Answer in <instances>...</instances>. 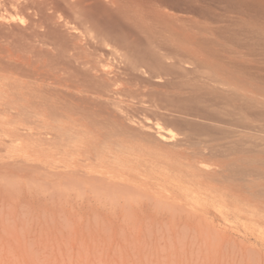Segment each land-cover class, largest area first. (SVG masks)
<instances>
[{
  "label": "rangeland",
  "instance_id": "1",
  "mask_svg": "<svg viewBox=\"0 0 264 264\" xmlns=\"http://www.w3.org/2000/svg\"><path fill=\"white\" fill-rule=\"evenodd\" d=\"M69 1L76 3L75 0H0V264H264V90L256 97L258 102L254 100L251 104L253 107L249 104V107L243 106L242 121L235 120V124L233 120L232 124L235 126L231 127V120L224 118L222 124L216 122L215 128V123H211L215 122L214 119L208 115L211 111L204 112L206 117L208 116L207 120L189 117L182 114L181 110L187 111L185 113L202 114V109L196 107L199 110L194 108L193 112L190 110L193 107L190 106L189 110H186L189 106H181V98L178 99L179 106L176 99L178 97L171 98L172 93L167 95L171 90L173 92V86L169 84L170 79L172 82L183 67L191 69L190 75L199 74L201 78L205 75L201 80L211 82L210 84L213 82L210 79L208 81V78L212 75L216 77L211 80L222 78V81L218 82L224 83L225 87L231 85L229 88H235L242 94L243 91L239 87L241 84L238 83H244L246 74H241L238 68L243 64L244 67L250 66L251 71L248 72L254 74L256 80L251 81L252 84L264 89V65L246 63V66L243 60L247 50L233 47L230 42L223 41L225 38L220 41L224 48L220 47V53L214 54L221 56L220 58L212 54V60L210 53H200V50H195L197 48H194V45H190L191 51L187 50L183 55L179 53V56L176 54L177 57L173 61L177 62V65L172 60H166L167 65L179 67L178 72L174 71L175 75L171 70L165 71V68L159 70L142 65V76L129 77L123 74L125 77L122 78H125L126 84L123 79L113 87L118 92L116 101L119 105L124 104L125 112H122L121 121L124 126L131 123L135 134H138L137 127L142 121L157 122L162 128L173 132L172 139L161 142L154 136L139 133L143 140L149 137L148 142L141 140V137H134V134L119 135L123 141L121 142L115 136L99 133V137L98 133L90 132L91 135L77 131L71 133L74 136L79 133L77 137L70 138L71 134L67 135L69 140L72 139L74 149L73 146L70 147L71 141L67 136L66 142L64 141L66 134L54 137L46 132V137H43L45 133L41 132V127L48 125L49 121L40 120L43 117L34 115L33 112L30 115L29 110L32 109L21 112L22 115L15 112L17 105H23V102L15 99L22 91L31 87L34 89L35 86L41 88L43 84L48 85V78L55 69L61 68L62 61L58 57L59 54L55 53L56 45L52 32L55 31L58 36L64 35L67 40L75 28L82 33L79 18H76L78 16L74 14L75 9L72 7L74 3ZM108 1L99 0L103 4ZM177 1L170 0L164 8L171 14L187 16L191 21L196 20L193 25H204L205 22L204 26L231 28L238 32L237 28L248 26L246 23L252 22L254 17L253 12V17L248 14L247 17L244 4L239 3V0ZM258 20L263 21L257 16ZM246 28L248 27L243 28V31ZM195 32L197 33L196 29ZM195 32L193 28L190 33L195 36ZM207 34L205 32L201 36L208 37ZM30 49L38 53L34 50L31 52ZM183 57L187 61L182 59ZM197 59L201 61L202 66ZM196 61L200 65H197ZM215 62L217 66L212 67L213 72L210 67ZM203 66L211 70L206 68V71ZM195 67L198 69L195 70ZM216 67L220 69L219 73L216 71L218 75L212 74L215 73ZM224 70L226 71L223 74ZM169 72L172 74L168 75ZM180 73L178 75H182L180 78L183 79L178 76L173 80L184 82L193 78L189 74ZM234 79H237L236 82H233ZM234 84L239 85L238 88ZM138 86L140 91L137 92ZM6 100L11 106L7 110L3 107ZM255 102L259 104L256 105ZM183 103L185 104L184 100ZM170 108L172 110L169 111ZM177 111H180L178 113L181 115ZM46 119L49 120L48 117ZM211 119L212 121H208ZM24 121L26 125H29V121L33 126L37 121L39 124L35 127L31 124L35 130L24 131L21 126L25 124ZM218 126L231 129V132L228 130L229 138L220 136ZM237 131H241L240 134H237ZM39 132L42 137L41 134L39 137ZM185 134L190 138L187 139ZM47 135L49 138L51 136L52 140L47 138ZM208 135L215 137V140ZM101 136L105 137L107 143ZM36 137H39V141ZM41 138L47 142L44 144ZM210 138L214 142H211ZM189 140L192 145L199 143L196 146L202 147L198 146L202 149L201 152L195 144V150L192 145V148L188 145L185 147L187 141L188 144L191 143ZM175 142L179 146H174ZM180 143L183 144L180 146ZM54 144L59 149L52 148ZM64 147L69 150L60 151ZM231 148H237L235 153H232L234 151ZM195 151L201 156H197ZM228 173L233 174L235 179Z\"/></svg>",
  "mask_w": 264,
  "mask_h": 264
},
{
  "label": "bare ground",
  "instance_id": "2",
  "mask_svg": "<svg viewBox=\"0 0 264 264\" xmlns=\"http://www.w3.org/2000/svg\"><path fill=\"white\" fill-rule=\"evenodd\" d=\"M86 1H89V0H77V1L75 0L76 3H74V1H73L74 4L71 1H69L73 4V6H72V4H70V5L72 7H74V9H75L74 14L78 16L76 18L77 19L79 18L78 19L79 23H80L79 27L82 29V33H80L78 28H75V30L73 29V33L70 34V39L67 40L64 38V35H62L63 36L62 37L60 35L59 36L55 35L56 34V33H54L55 31L52 32V34H54V38H53V35H52V38L55 39V45H56L55 46V51H56L55 53L59 54L58 57L62 61V63L60 61L61 68H59L57 70L55 69V72H53L52 76H50V78H48L50 80V83L48 85H46L47 83L45 82L46 86H44V84L41 82L43 84L41 86V88L38 86H35V88L32 89V87L29 86V87H31V89L30 88H28L27 90L25 89V91L24 92L22 91V93L19 92L21 94L19 95L18 98H15V99L19 100L20 102H23V105L21 107H19L17 105L18 108L15 111L17 114H20L23 111L25 113L26 110L32 109V111L29 110L30 115L33 112L34 115L38 114L40 117L41 116L43 117V118L41 117L42 119H40V120L44 121L43 119H45L46 121H49L48 125H46V126L43 125L44 127H41L42 128L41 132L43 131L45 133L43 135V137H46L45 136L46 132L51 134L52 136L54 135V137L55 136L57 137V135L61 136V135L66 134L65 137L62 136L64 141H65L66 136L71 134L72 132L84 131V134H85V132H87V134L91 132L92 134L98 133V136L101 134H105L106 136L111 135V137L115 136V137L119 138V141H121L120 140L121 137H119V135L120 136L121 135L130 136V134H134L133 136L134 137L138 136V138L141 137L140 135H150L151 137L152 136L156 137V139L161 141V142L162 141L167 142V141H170L172 139L173 132L167 128L166 129L162 128L159 125V123H157V122H154V123L149 122V121H142V123L140 122L141 124L139 125V127L136 126L138 128L137 129L138 131L136 133H138V134L141 133L140 135L135 134V132L133 133L134 128H133V125H130L131 123L127 124L128 126H124L125 124H123L121 121L122 120L121 118L123 117L122 112H125V111H123V105L124 104L119 105V103L116 101L115 96L118 94V92L116 90H114V88H113L116 85V83L119 82V80L123 81V79H124V82H125V78H122V76L123 77H125L124 75H128L129 77L130 76H132V77L142 76L141 75V69H140L142 65L146 66V67L149 66L151 68L159 69V70H161L162 68H165V71L171 70V72L174 73V71L177 70L179 67L176 68L173 65H171L170 63H169L170 65H167L168 63L167 64L165 63L166 60H172L173 61V60H175L174 58H176L179 53H182V55H183V53L184 54L187 53V50L191 51L190 45H194V48H197L195 50L196 51L200 50V53H201V51H203L204 53L206 52V54L210 53L211 56H212V54L214 56L215 53H217V55H218L221 51L219 48L220 47H221V49L224 48V44L221 45V43H220V41H222L224 38L225 39L223 41L226 43L230 42L233 45V47L235 46L238 48H245V50H247V53H244V60H243L245 62L244 64L246 66H248L246 63L264 65V0H239V3L244 4V10L246 9L245 14L251 15V13L253 12L254 17L252 16L253 15L252 14L251 16L253 17V19L251 20L252 22H250L251 26L253 24L252 27L250 26V23H246V24H248V26L246 25L245 27H248V28H246V30L244 29V31H243V28H245V27H242V29H240V27H241L240 26L239 28H237L240 30V31L238 30V32L234 31L231 28H227V29H225V28H213L214 27L213 25L212 26L211 25L210 26L209 25L204 26V25H206L205 22L203 23L204 25H196V24L193 25L195 23L194 21H196V20L191 21L190 19H187V18H189L187 16L186 17H184L183 15L177 16V15L169 13V11L168 12L166 11L167 9H165L166 8L165 4L167 2H170V0H109L105 4L100 3L99 0H98L99 3L97 2V0H92V1L90 0L91 2L90 1L86 2ZM64 2H65V0H64ZM174 3L176 4L175 1H174ZM190 3H187V4H190ZM233 3H235V2H233ZM50 5H52V4H50ZM20 6H22V5H20ZM240 6H241V4H240ZM47 8H49V7H47ZM240 11H242V10H240ZM71 12H73V11H71ZM248 15H247V17H248ZM257 16H258V19H262L263 21L262 22H260L259 20L257 21ZM208 18H210V16ZM229 18H231V17H229ZM27 19H29V18H27ZM69 19H71V18H69ZM248 20H250V19H248ZM39 21H40V19H39ZM199 22L201 24V21H199ZM242 22H244V21H242ZM34 23H35V21H34ZM228 23H231V22H228ZM221 24H220V27H222ZM223 25H225V24H223ZM237 25H239V24H237ZM244 25H245V23H244ZM33 26H35V25H33ZM226 26L227 25H225V27ZM38 27H40V26H38ZM192 27L194 28V32H195V29L197 31V33L195 32L196 33L195 36H194V33H190L193 30ZM198 30H199V32H198ZM30 31H31V29H30ZM205 32L208 33L207 34L208 37L201 36L202 33H205ZM241 32H243V33H241ZM19 33H21V30ZM69 33H68V35H69ZM49 34H50V32H49ZM241 36H243V37H241ZM38 37H35V38L38 39ZM42 39L44 41V38H42ZM39 40H41V39H39ZM225 40H227V41H225ZM37 43L38 42H36V44ZM24 44H26V43H24ZM14 45H17V44L14 43ZM30 45H35V44H30ZM8 46H10V45H8ZM20 48H22V47H20ZM42 49L43 48L41 47V50ZM53 49H54V47H53ZM226 49L229 50V48H227V46H226ZM30 50L32 52L34 49H30ZM228 50H225V52L226 51L228 52ZM34 51H35V53L36 52L38 53V51H36V50H34ZM232 51L234 52V50H232ZM3 52H5V51H3ZM40 52L45 53L44 51H40ZM229 52H230V50H229ZM210 54H208V56ZM46 55H48V54H46ZM35 56H37V55H35ZM213 56H212V60L214 57H219V58L221 57V56H214V57ZM190 57H189V59H190ZM184 58L185 57H183L182 59H184ZM185 61H187V60H185ZM198 61L201 64V61L200 60H198ZM220 61L221 60H219V62ZM229 61H232V60H229ZM174 62L175 61H173V63ZM175 63L177 65V62H175ZM217 63H218V60H217ZM55 64H54V66H56ZM200 64H198V62H197V65H200ZM214 64H216V62ZM214 64L210 68H212V67L214 68L215 66H217V64L216 65H214ZM226 64H228V63H226ZM202 65L203 64H201V66ZM208 65L210 66L212 64H208ZM218 65H219V63H218ZM234 65H236V64L234 63ZM204 66H207V64L206 65L204 64ZM57 67H59V65H57ZM197 67H195V70ZM218 67H216L217 69L215 68V73H212V74H217L216 71L218 73L220 72V69L218 70ZM221 67H223V66H221ZM206 68L208 69L209 67H204V70ZM213 68H212V71L214 72ZM243 68H245V69H243ZM207 69H206V71H207ZM251 69H254V68H251ZM159 70H157V71H159ZM249 70H250V66H249V68L244 67L243 64H242V67L238 68V71H240V73L242 72V73L246 74V77L244 75V77H245L244 83H238V84H241L240 86L239 85L238 86L240 87L241 91H243V93L241 94L235 88H233V89H232V87L229 88L231 86L230 84H229L230 85L229 87H228V85H226V87H225L224 83H220L222 81L221 80L222 78L218 79L217 81L215 79L211 80L213 77H216V76L212 75L211 78H208V81L210 79V81L213 82V84H210L211 82L207 83V82H205L206 80L205 81L201 80L205 77V75L203 78H201L202 76L199 75L198 73H197L198 74L197 76L196 75H190L189 73L191 72V69L189 67L188 68L183 67L179 70V72H181L182 74H185V75L189 74L190 76H193V78L191 77L184 82H180L179 79H183V78H180L182 75L180 73L181 76H179L178 75L179 72L177 70L178 73H177V75H175V73H174L175 78H173V79L178 78V76H179V79L176 81L172 79V82L170 79L169 84L171 86H173L172 87L173 92L171 90V92L169 94L167 93V95L170 96V94L172 93L171 98L175 99V97H178V98H176L177 103H178V99L180 100V98H181V100H180V101H182V102H180V103H182L181 106H184V107L189 106L188 109H186V110H189L190 106H191V108L193 107L192 109H190L193 112H194V108H196V107L197 108L199 107V109L200 108L202 109L201 110L202 114L201 113L199 114V112H196L195 114H192V112L191 113L188 112L189 113L188 114V113H185L187 111L179 109L183 112V113L181 112L182 114H187L189 117L193 116L194 118L195 117L201 118V119L205 118L207 120L208 116L206 117L207 114H205V113L208 111H211L212 113H208L209 118H210V116H212V118L214 119L215 122H213L212 119L208 120V121H212L211 123H215L214 128L217 127L216 122H218L217 124H219L223 121L224 118L225 119L228 118L229 121L231 120V124L229 126L232 125L234 127L235 126L234 123L232 124L233 120H234V122H235V120L237 122L240 120L241 121L243 120V115H244V113H242L244 111L243 106L245 105V106L249 107V105H250V107H253V105L251 106V104H253V101L257 99L256 97L258 95H260L259 94L260 91L264 90L263 88L259 87L257 84H252L251 81H253L255 78L253 77V75H254L253 73L251 74L250 72H248ZM225 71L226 70L223 71V74ZM171 72H169L170 74H168V75H171L172 74ZM211 72H209V73L211 74ZM152 74H154V73H152ZM185 75H184V77H185ZM194 76H196V77H194ZM144 77L145 76H143V78ZM166 77H169V76H166ZM226 77L227 76H225V78ZM128 78H127V80H128ZM162 79L163 78H161V80ZM184 79H186V78H184ZM230 79H232V78H230ZM155 80H159V79H155ZM166 80H168V79H166ZM219 80H221V81L218 82ZM234 80L235 81H233V82H236L237 79H234ZM155 82L158 83V81H155ZM223 82H226V81L223 80ZM153 83H154V81H153ZM38 84H40V83H38ZM125 84H126V82H125ZM127 84H129V83H127ZM236 84H234V86L238 88V86H236ZM37 88H39L41 90H39ZM167 88H169V87H167ZM164 89H165V87H164ZM138 91H140L139 86L137 88V92ZM120 94H122V92ZM149 94H151V93H149ZM129 95L130 94H128V96ZM138 96H140V95H137V97ZM142 96H144V95H142ZM160 97H161V94H160ZM122 98H123V96H122ZM182 98H184L183 100H184L185 104L183 103ZM118 99L119 98H117V100ZM174 99H171V101L173 100V102H176V100H174ZM132 100H133V98H132ZM121 101H123V100H121ZM121 101H119V102H121ZM156 101H157V99H156ZM180 103H178L177 105L180 106ZM9 104L10 103L6 100L3 102V107L6 110L10 109L11 106ZM120 104H122V103H120ZM257 104H259V103H256V105ZM171 108L169 109V111L172 110ZM174 109L176 110V108H174ZM196 109H195V111L199 110V109H197V110ZM247 109H249V108H247ZM173 112H175V111L173 110ZM178 112H180V111H177V113ZM20 115H22V113ZM179 115H181V114H179ZM249 116H251V115L249 114ZM46 117H48L49 120H47ZM245 117H246V115H245ZM186 118H187V116H186ZM40 120H39V122H40ZM182 120H184V119H182ZM42 121H41V123H43ZM229 121H228V124L230 123ZM24 122H25V124H21L22 129L24 131L33 129L32 128L33 124L31 123L32 124V126H31L30 121H29L30 126L26 125V121H24ZM39 122L37 121V124L36 123H34V124L38 125ZM243 122H245V121H243ZM46 124H47V122H46ZM235 124H236V122H235ZM237 124H239V123H237ZM35 125L33 127H35ZM240 126H241V124H240ZM226 127L223 128L222 126H218L220 136L222 135L223 138H225L224 136L229 138V136H227V135L231 129L230 130L228 129L229 130L228 131L226 129ZM37 128H38V126H37ZM244 128H245V126H244ZM33 130H35V128ZM20 132H22V131H20ZM37 132L38 131L36 130L35 133L37 134ZM41 132L38 133L39 137H40V134L42 137ZM239 132H241V131H237L236 133L240 134ZM35 133H32V134H35ZM99 133H101V134H99ZM219 133L217 132V134H219ZM28 134H30V133H28ZM186 134H188V133H186ZM186 134H185L186 138L189 139L190 136L188 138V135H186ZM77 135H79V133H77ZM77 135L75 134L76 137H77ZM211 135H213V134H211ZM211 135L210 136L208 135V136L211 138L213 136H215V135H213V136H211ZM59 136H58V138H59ZM75 136L73 134H71L70 138H73ZM205 136L207 137V134ZM39 137H36V138H38V141H39ZM101 137L104 138V140H105V137H103V136H101ZM193 137H194V135H193ZM204 137H203V139H204V142L206 144V137L205 138ZM36 138H34V139L37 140ZM47 138H49V136ZM47 138H44V139L47 140ZM68 138L69 137L67 136V139ZM141 138H142L141 140L144 139L143 137H141ZM182 138H184V137H182ZM211 138H210V141L214 142L211 140ZM216 138H217V141H219L218 137H216ZM49 139H51V136ZM60 139H61V137H60ZM106 139H108V137ZM148 139H149V137H145V140H143V141L147 140L146 142H148ZM201 139H202V137H201ZM212 139L215 140V137ZM192 140H193V142H195L193 138H192ZM54 141H56V140H54ZM54 141L52 143H54ZM69 141H71V142H69V145L71 143H73L72 139ZM79 141L80 140H78V142ZM110 141H113V139L112 140L110 139ZM43 142H44V140H43ZM46 142L47 141H45L44 144ZM57 142H59V140H57ZM75 142H76V140H75ZM121 142H123V141H121ZM179 142H182V141L179 140ZM183 142H185V141H183ZM40 143H42L41 140H40ZM105 143H107V141ZM177 143H178V141H177ZM177 143L175 145L174 144L173 145L176 146ZM208 143H210V142H208ZM62 144H64V143H62ZM73 144H71L70 147H72ZM181 144H183V143H180V146H181ZM194 144H195V147L198 148V150L200 148H202L200 145H198L200 148L198 146H196L199 143H193V145ZM55 145L56 144H54V146L52 148H55V150H56V148L59 149V147H56ZM66 145H67V143H66ZM187 145L189 147H191L192 142L190 144H188V141H187L186 146L185 145L184 146L188 147ZM59 146H61V145H59ZM103 146L106 147V145H103ZM177 146H179V145H177ZM214 146H215V144H214ZM217 146H218V144H216V147ZM66 147L68 148V146H66ZM66 147H64V149L61 148L60 151L61 150L68 151L69 149L65 150V149H67ZM73 147L75 149V146H73ZM76 147H77V145H76ZM195 147H194V150H195ZM91 148L96 149L92 146H91ZM203 148H206V147H203ZM210 148H209V150H210ZM214 148H212V149H214ZM245 148H242V150H244ZM115 149H117V148H115ZM228 149H230V148H228ZM236 149L237 148L232 149V151H234L232 153H235ZM247 149H248V147H247ZM72 150L73 149H71V151ZM128 150H129V148H128ZM194 150H191V151L193 152ZM201 150L202 149H200L199 152H201ZM57 151H59V150H57ZM211 151H213V150H211ZM211 151L209 153H211ZM195 152L197 155L198 151H195ZM206 152H208V151H206ZM213 152H216V151H213ZM58 153H60V152H58ZM66 153H68V152H66ZM66 153L63 152V154H66ZM189 153H188V155H189ZM225 153L228 154V152H226V151H225ZM225 153L223 152L224 155H225ZM236 153H239V152H236ZM241 153H242V151H241ZM198 154H200V153H198ZM204 155H206V154H204ZM222 155H221V157H222ZM197 156L200 157L201 154L197 155ZM214 157H215V155H214ZM93 158H95V157L93 156ZM239 161L240 160H238V162ZM236 167L237 166L235 164V168ZM239 167H240V165H239ZM233 171H235V170H233ZM237 171L239 172L240 170H238V168H237ZM233 173H234V175L236 174L235 172H233ZM228 174L233 175L231 173H228ZM234 175L230 176V177L233 178ZM221 176H223V175H221ZM237 176H239V175H237ZM230 177H227V178H230ZM233 179H235V178H233Z\"/></svg>",
  "mask_w": 264,
  "mask_h": 264
}]
</instances>
